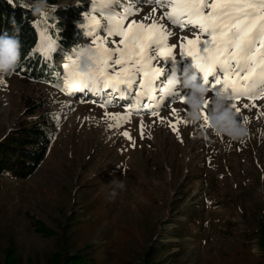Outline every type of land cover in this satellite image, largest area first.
I'll list each match as a JSON object with an SVG mask.
<instances>
[{"label":"rangeland","instance_id":"obj_1","mask_svg":"<svg viewBox=\"0 0 264 264\" xmlns=\"http://www.w3.org/2000/svg\"><path fill=\"white\" fill-rule=\"evenodd\" d=\"M90 1L103 22L99 10L108 7L106 0ZM134 3L141 11L130 19L146 24L166 10L153 14L144 0ZM161 23L174 32L168 43L177 45L175 79L186 70L196 73L191 58L179 54V37L195 30ZM84 45L95 48L90 37L79 41V49ZM51 53L61 75L67 74L65 65L76 57ZM0 78L6 81L0 87V141L15 137L29 118L49 113L57 121L46 159L30 177H0V264H63L76 256L90 264H264V99L251 109L243 107L248 99L237 102L248 135L232 140L198 126L205 104L202 119L191 123L180 102L153 116L148 107L136 111L131 96L65 90L64 82H33L16 70ZM177 88L187 90L181 83ZM212 98L208 89L206 100ZM107 99L111 104L101 107ZM130 107V122L109 127L116 121L107 114H126ZM191 210L196 214L188 221Z\"/></svg>","mask_w":264,"mask_h":264},{"label":"snow or ice","instance_id":"obj_2","mask_svg":"<svg viewBox=\"0 0 264 264\" xmlns=\"http://www.w3.org/2000/svg\"><path fill=\"white\" fill-rule=\"evenodd\" d=\"M144 2L152 5L153 14L158 9L166 10L159 19L151 18V23L146 24L130 19L141 11L135 7L134 0L131 4H125L124 0H106L108 7L99 10L103 22L97 16H91L92 27L86 35L95 45L94 67L87 73L80 72V49L76 50L73 54L76 58H70L65 65L64 89L103 90L107 96L115 93L121 99L131 96L138 105L136 111L148 107L153 116H158L163 107L180 102L185 105L187 114L190 91L181 92L177 88L181 83L175 79L179 74L177 45L168 43L174 32L161 23L167 20L181 30H195L192 37H179V54L181 59L191 58L190 67L196 69L194 74L198 83L213 93L212 100L205 102L203 123L198 126L207 124L211 127L209 121L216 96L226 97V107L236 113L239 122H247V117L239 115L242 109L237 102L248 99L251 103L243 107L251 109L256 107L257 99H264V0ZM92 11L97 12V9L93 7ZM49 51H56L51 42ZM158 62L165 63L167 68L158 66ZM188 73L185 71L182 76ZM5 83L0 78V87ZM111 102L107 99L101 107L106 108ZM177 111L172 109L173 114ZM107 115L116 121L109 127H121L130 122L133 110L130 107L126 114ZM170 123L175 129L176 123ZM123 135L131 139L129 132L124 131Z\"/></svg>","mask_w":264,"mask_h":264},{"label":"trees","instance_id":"obj_3","mask_svg":"<svg viewBox=\"0 0 264 264\" xmlns=\"http://www.w3.org/2000/svg\"><path fill=\"white\" fill-rule=\"evenodd\" d=\"M34 0H0V36L8 34L20 41V57L15 68L23 78L33 82L61 87L64 77L62 69L52 60L45 39L56 46L55 54L72 57L79 50V41L88 37L87 31L94 5L90 0L81 5L62 4V0H47V17L34 14ZM60 73V75H59ZM34 114H30L32 116ZM52 114L45 113L19 127L15 137L0 141V177L10 174L26 179L46 159L53 141V130L57 126ZM188 221L196 212H188ZM63 264H90L85 257L66 258Z\"/></svg>","mask_w":264,"mask_h":264},{"label":"clouds","instance_id":"obj_4","mask_svg":"<svg viewBox=\"0 0 264 264\" xmlns=\"http://www.w3.org/2000/svg\"><path fill=\"white\" fill-rule=\"evenodd\" d=\"M48 9L47 0H34V14L44 15ZM95 55L91 45L80 47L78 52V66L82 73L89 72L93 67L92 57ZM20 57V41L15 36L4 34L0 36V74H11ZM187 72V70H186ZM184 89L190 90L187 103L190 111L187 113L191 123L202 119L200 110L206 102L208 89L198 83V77L189 73L183 77H178ZM228 104L224 96L214 98V115L211 117V128L217 135H226L232 140H240L248 135V128L236 118V113L231 108L225 107ZM223 108V111H221ZM117 187L124 189L123 182L117 184ZM115 195V192L113 193Z\"/></svg>","mask_w":264,"mask_h":264}]
</instances>
